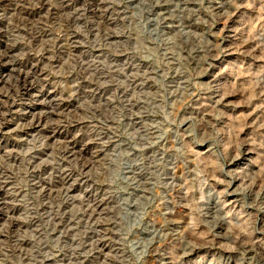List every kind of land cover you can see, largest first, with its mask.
<instances>
[{
    "label": "rangeland",
    "instance_id": "obj_1",
    "mask_svg": "<svg viewBox=\"0 0 264 264\" xmlns=\"http://www.w3.org/2000/svg\"><path fill=\"white\" fill-rule=\"evenodd\" d=\"M136 3L0 0V264H264V0Z\"/></svg>",
    "mask_w": 264,
    "mask_h": 264
},
{
    "label": "bare ground",
    "instance_id": "obj_2",
    "mask_svg": "<svg viewBox=\"0 0 264 264\" xmlns=\"http://www.w3.org/2000/svg\"><path fill=\"white\" fill-rule=\"evenodd\" d=\"M137 3L136 5H142L143 3V0H136ZM145 2V1H144ZM132 3V2H131ZM130 4V3H129ZM172 4V3H171ZM133 5V4H132ZM131 5V6H132ZM145 5V4H144ZM174 5V4H172ZM149 8H151V5L149 3V5H147ZM144 7V6H143ZM154 7L156 8L157 11H155V14H157V16L155 17H152L150 19H148L146 22L149 23V24H153V25H156L157 28L159 30L162 31V37H161V34L159 33V30H158V33L159 34V43H158V46L161 44V45H165L167 46L168 48L170 47V39L171 37H175V36H179L181 34V31H178V28H177V24L179 22H182L183 23V18L182 16H178L177 14H180V10H179V7H178V3H175V6H174V10L173 11H168L169 7H168V1L167 2H159L157 1L154 5ZM151 11V9H149ZM171 10V9H170ZM176 11V12H175ZM140 12H142V9L141 11L139 12H133V18L136 19V30H137V33L138 35L140 36V34L143 32V25H145L144 23L141 25V20H140V17H137V14H141ZM148 12V11H147ZM160 14V15H159ZM142 15V14H141ZM151 16V15H150ZM144 22V21H143ZM177 28V29H176ZM160 31V32H161ZM183 31V30H182ZM166 35V36H165ZM171 36V37H170ZM172 41V40H171ZM153 43V42H152ZM172 44V43H171ZM173 47V46H172ZM171 49V48H170ZM2 123V122H1ZM126 144V143H125ZM124 144V145H125ZM128 144V143H127ZM123 145V144H122ZM127 146V145H126ZM125 156H126V160L124 162L121 163L120 165V169L122 170L123 172V176L122 177H119L118 179L122 182V183H125L126 185V188L128 187L127 191L124 190L121 194H123V196L121 197V200H119V207H120V210L123 214V217H121V219L125 220V218H130V220H133L132 221V228L135 227L134 225V221L135 220H139L141 219L143 216L140 215L139 213V209H140V204L143 205V202L140 200H137L135 195L138 194V186L136 185V183L132 182V181H128V180H125L126 179V175L125 174H129V173H133L134 175V172L135 171H140L141 169V161L140 159H138L137 157H135L130 152V150H125ZM124 159V158H123ZM125 193V194H124ZM134 198V199H133ZM137 200V201H136ZM148 202V201H147ZM147 202H144V204H146ZM142 208V207H141ZM145 208V207H144ZM140 223V221H139ZM148 225V224H147ZM152 227V226H151ZM150 227V229H151ZM148 227H141V228H137V232L139 234H147V235H151L149 237V239H146L144 240L145 241V245H146V248H147V252L149 251H152V249L155 247L154 246V242L152 241V232ZM134 231V230H133ZM135 232V231H134ZM136 233V232H135ZM138 234V235H139ZM154 234V232H153ZM143 236V235H142ZM145 236V235H144ZM141 237V236H140ZM148 237V236H147ZM138 239V238H137ZM143 239V238H142ZM140 240V239H139ZM143 241V240H142ZM139 241H137L136 243H138ZM136 245V244H135ZM140 245V244H139ZM144 246V245H143ZM135 247V246H134ZM139 248V247H138ZM143 249V248H141ZM145 251V252H146ZM142 252V251H140ZM139 254V253H138ZM144 254V253H143Z\"/></svg>",
    "mask_w": 264,
    "mask_h": 264
}]
</instances>
